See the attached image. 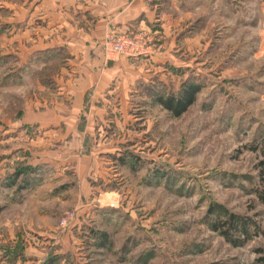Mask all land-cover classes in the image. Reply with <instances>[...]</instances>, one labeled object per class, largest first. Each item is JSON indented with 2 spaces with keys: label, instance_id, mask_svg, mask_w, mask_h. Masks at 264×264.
<instances>
[{
  "label": "rangeland",
  "instance_id": "1",
  "mask_svg": "<svg viewBox=\"0 0 264 264\" xmlns=\"http://www.w3.org/2000/svg\"><path fill=\"white\" fill-rule=\"evenodd\" d=\"M168 7L179 26L148 23L137 31L149 35L150 54L126 57L142 60L151 77L135 80L132 101L142 108L128 112L133 122L122 132L94 124L90 135L84 116L75 128L59 108L57 126L31 124L23 113H47L66 62L46 61L25 93L24 67L1 55L16 46L0 39V264H261L264 0H165ZM10 19L0 13V35L9 27L10 37ZM172 37L166 47L182 55L181 67L157 58ZM157 64L164 70L154 73ZM185 80L201 88L175 118L152 89L166 94ZM18 167L37 181L10 186L4 179Z\"/></svg>",
  "mask_w": 264,
  "mask_h": 264
},
{
  "label": "crops",
  "instance_id": "2",
  "mask_svg": "<svg viewBox=\"0 0 264 264\" xmlns=\"http://www.w3.org/2000/svg\"><path fill=\"white\" fill-rule=\"evenodd\" d=\"M1 1L0 13H6L7 17L11 18L12 32L10 37L6 35L7 31L5 30L9 28L7 27L3 30L4 34L0 35V39L1 42H10V45L16 46L8 53H4L8 50L3 49L1 55L12 54V60L14 56L18 60V67H24V72L18 83L26 82L28 90L25 93H29V90L32 89L31 80L46 61L66 62L60 68L59 73L54 76L56 82L59 79L57 85L60 86L58 85L55 90L58 92V96L56 95L57 97L50 100L48 106L43 107L47 113L43 112L39 116L32 115L27 111L23 113V117L36 118V121H30L31 124L57 126L60 124L57 119L59 117L58 113L55 114L53 110L59 108L63 114L61 117L63 123H69L75 128H77L81 116H84L85 132L90 135H93L94 124L96 126L101 124V128L110 124L120 132H122L120 127L130 125L133 121L129 119L128 112L133 107L135 110L142 108L141 105H139L140 108L137 107L136 103L132 101L131 93L134 82L138 78L147 80L151 77L143 71V68L141 70V66H145L141 63L142 60L126 57L106 60L101 48L105 36L109 33L134 32L148 23H157V21L161 23V27H176L179 26L181 20L178 12L176 18L167 15L169 10H172V13L174 9L168 7L167 11L164 10L165 0ZM1 21L3 20L1 19ZM174 37L163 42V51L157 55V58L159 61L168 60L175 66L181 67L180 63L184 60L180 61L179 58L182 55H171L166 47L169 43L173 47L176 43ZM198 37L201 38L199 35ZM192 38L194 37L185 38L183 44L194 41L195 39L192 40ZM181 44L179 45L181 46ZM57 49L62 52L60 55H57ZM178 49L181 50L182 47ZM51 54L55 56L52 57ZM7 66L2 64L1 72ZM187 67H191L190 64ZM134 70L139 72V75L135 76ZM157 70L161 72L164 69H161L157 64L154 73ZM127 88L128 91L125 90L124 93L123 89ZM88 89L94 90L93 100L87 101L91 108L90 114L86 116V113L83 112L85 108L84 96ZM105 91L108 92L106 101L102 100ZM75 128L68 131L74 134ZM66 137V132H64L63 138ZM110 152L113 151L110 150ZM65 164L67 165V163ZM115 176L113 177L116 178Z\"/></svg>",
  "mask_w": 264,
  "mask_h": 264
},
{
  "label": "trees",
  "instance_id": "3",
  "mask_svg": "<svg viewBox=\"0 0 264 264\" xmlns=\"http://www.w3.org/2000/svg\"><path fill=\"white\" fill-rule=\"evenodd\" d=\"M60 55L62 52L60 50L56 51ZM55 61V60H54ZM58 61V60H57ZM62 62V61H59ZM50 74L53 72H48ZM47 74L46 70L43 71V75ZM43 81L44 76L42 77ZM201 86L199 83L193 81V80H185L181 83L180 87L178 89L166 91L163 93L162 90L158 89H152V92H155L157 95H155L154 100L162 106L165 110H167L173 117L177 118L180 117L182 114H184L190 106H192L196 100V96L200 90ZM148 90V89H146ZM155 90V91H154ZM146 92V91H145ZM151 91H149L150 94ZM147 93V92H146ZM147 93V96H149ZM27 170V169H25ZM35 171V170H34ZM26 171L22 170L21 168H16L15 172L8 175L4 181L7 182L10 186H19L18 188L24 187L25 184H21V182H25V180H28L27 182L31 181H37V172H28L25 174ZM32 173V174H31ZM23 174V176H22ZM21 184V185H20ZM258 198L261 202V204L264 205V193H259ZM232 226H235L236 221L233 220L229 223ZM216 230H219V228L214 227ZM226 233V231H225ZM106 239V238H105ZM261 264H264V258L261 259Z\"/></svg>",
  "mask_w": 264,
  "mask_h": 264
},
{
  "label": "built area",
  "instance_id": "4",
  "mask_svg": "<svg viewBox=\"0 0 264 264\" xmlns=\"http://www.w3.org/2000/svg\"><path fill=\"white\" fill-rule=\"evenodd\" d=\"M150 37L144 32H128L121 34H107L101 44L102 52L106 60L118 57H139L150 54ZM67 213L61 224L65 225L70 217ZM71 215V214H70Z\"/></svg>",
  "mask_w": 264,
  "mask_h": 264
}]
</instances>
